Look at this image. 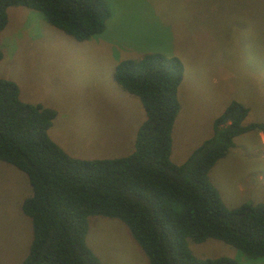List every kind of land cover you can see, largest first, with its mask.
<instances>
[{"label":"rangeland","instance_id":"rangeland-1","mask_svg":"<svg viewBox=\"0 0 264 264\" xmlns=\"http://www.w3.org/2000/svg\"><path fill=\"white\" fill-rule=\"evenodd\" d=\"M104 30L79 41L53 27L38 10L7 8L0 31V78L13 80L24 102L55 110L48 135L70 156L121 157L134 150L145 118L139 99L114 81L117 63L145 53L176 56L183 65L180 109L170 160L181 163L210 136L212 122L233 100L248 108L243 124L264 123V6L258 0H105ZM223 202L264 201V131L248 130L208 174ZM27 175L0 161V264H20L31 241L21 204ZM86 242L102 264H148L119 219L88 218ZM199 258L227 256L264 264L215 239L188 240Z\"/></svg>","mask_w":264,"mask_h":264},{"label":"trees","instance_id":"trees-1","mask_svg":"<svg viewBox=\"0 0 264 264\" xmlns=\"http://www.w3.org/2000/svg\"><path fill=\"white\" fill-rule=\"evenodd\" d=\"M258 4L264 6V0ZM10 6L38 10L79 41L101 33L110 14L105 0H0V31ZM182 77L176 56L149 52L120 60L114 81L139 99L145 118L131 153L99 159L65 152L48 135L55 110L22 101L17 84L0 78V161L24 172L31 189L21 210L30 218L32 236L20 264H102L86 242L93 215L121 220L148 264H238L231 257L199 258L190 251L188 240L209 238L249 258L264 257V201L229 208L208 176L234 137L264 131V123L243 124L248 108L233 100L214 118L210 136L183 162H172Z\"/></svg>","mask_w":264,"mask_h":264}]
</instances>
